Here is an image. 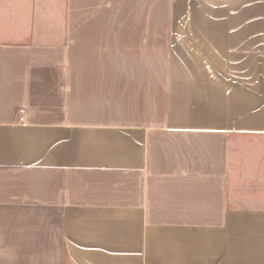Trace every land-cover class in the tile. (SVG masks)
<instances>
[{"label":"crops","instance_id":"1","mask_svg":"<svg viewBox=\"0 0 264 264\" xmlns=\"http://www.w3.org/2000/svg\"><path fill=\"white\" fill-rule=\"evenodd\" d=\"M0 264H264V0H0Z\"/></svg>","mask_w":264,"mask_h":264},{"label":"rangeland","instance_id":"2","mask_svg":"<svg viewBox=\"0 0 264 264\" xmlns=\"http://www.w3.org/2000/svg\"><path fill=\"white\" fill-rule=\"evenodd\" d=\"M156 2V1H155ZM157 19V17L155 16V20Z\"/></svg>","mask_w":264,"mask_h":264}]
</instances>
